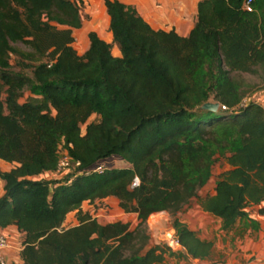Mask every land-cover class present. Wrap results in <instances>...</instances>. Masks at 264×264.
Returning <instances> with one entry per match:
<instances>
[{"label":"trees","instance_id":"16d2710c","mask_svg":"<svg viewBox=\"0 0 264 264\" xmlns=\"http://www.w3.org/2000/svg\"><path fill=\"white\" fill-rule=\"evenodd\" d=\"M246 1L201 0L181 36L105 0L113 41L91 31L79 54V0H0V160L12 165L0 166V230L23 233L19 264L161 263L175 252L152 243L148 218L162 211L187 253L207 258L213 242L181 221L185 205L197 198L227 230L264 202V106L246 79L264 82V0L252 11ZM28 89L40 97L21 101ZM210 101L218 111L202 107ZM93 114L100 120L89 122ZM66 150L79 165L46 179ZM112 156L130 166H104ZM222 159L230 168L200 197ZM112 197L137 214L134 228L84 208ZM73 212L77 224L67 227Z\"/></svg>","mask_w":264,"mask_h":264},{"label":"crops","instance_id":"0c3cea01","mask_svg":"<svg viewBox=\"0 0 264 264\" xmlns=\"http://www.w3.org/2000/svg\"><path fill=\"white\" fill-rule=\"evenodd\" d=\"M120 1L135 6L141 16L154 29L175 30L179 35L187 36L197 22L198 3L201 0ZM79 2L82 5V13L85 11L91 15V19H84L83 26L75 31L74 47L79 54H83L90 46L89 33L91 31L96 32L107 42L113 41V34L110 30V16L107 12L105 0H79ZM100 16L102 18L99 19ZM115 47L118 48V46ZM256 97L252 96L253 100L264 106V94ZM0 166L3 170L12 167L11 164L1 160ZM4 167L7 168L4 169ZM229 168L230 165L225 162L221 171ZM0 187V196H2L4 194V181L2 179H0ZM197 203V207L204 211L199 200H197ZM247 211L249 217L238 219L235 225L227 230L223 228L221 218L204 211L214 217L217 222L215 229L218 231L214 232L212 226L206 225L203 227L202 223L198 224V227L187 225L190 229L196 231L202 240L213 242L211 255L207 258H194L182 247L177 251H173L175 254L167 255L163 262L156 264H264V202L251 204ZM70 214L75 215L74 212ZM134 215L137 217V214ZM66 223L67 221L65 225ZM171 229L173 230V228ZM4 230L9 235L12 243V248L7 250L5 254L10 262L19 264L22 261L23 233L18 231L15 226L7 227Z\"/></svg>","mask_w":264,"mask_h":264},{"label":"rangeland","instance_id":"374dc122","mask_svg":"<svg viewBox=\"0 0 264 264\" xmlns=\"http://www.w3.org/2000/svg\"><path fill=\"white\" fill-rule=\"evenodd\" d=\"M100 13V12H99ZM84 19H91V15L88 12L83 11L82 13ZM102 18L101 16L99 19ZM84 20V21H85ZM22 49H26L23 44L19 45ZM115 55H119V49L114 48L113 50ZM13 68L17 72H22L27 74L29 77H33L32 71L30 69H27L23 66H21L20 63H18L17 58H14L13 61ZM246 79L250 81L251 83L258 84L257 90H255V93H253V97L257 98L256 96L264 94V82L261 80V78L256 76H250L246 75ZM40 97L34 93H32L29 89L25 90L23 97L21 98V101H25L26 99L30 98H36ZM258 102V101H257ZM261 104V103H260ZM100 120V116L97 114H93L89 122H97ZM85 130V126H83V131ZM225 161L222 159L219 162H217L214 165L213 168V177L211 178L210 182L199 192L200 197H204L206 195H210L212 193H215V178L217 177V174L221 172V170L224 168ZM103 165L106 167H125L130 166V164L123 160L122 158L118 156H112L108 158L107 160L103 161ZM7 167H4L6 169ZM73 171V168H72ZM46 179H56L58 177L45 175ZM63 178V177H62ZM65 178V177H64ZM1 192V187H0ZM197 198L190 201L187 205L184 206V208L178 213V217L184 221L187 224L199 226L198 224H201L204 226L208 225L209 227L212 226L214 228V232L218 231L216 228L217 222L214 220V217H212L210 214L202 211L197 207ZM84 208H89L93 211L94 215L98 217V219L101 220V222L107 223V222H114V221H129L131 222V227L134 228L138 222V219L136 215L133 213H125L120 207L118 200L116 198H107L104 201L98 202L95 205L89 206L88 203H84ZM67 223L65 226L74 225L77 223L76 216L75 215H69L67 217ZM148 226L149 231L152 236V243L158 244L160 243L163 248L167 249L168 246L165 243V238L167 236L168 232H175L174 228L172 227V216L166 212H157L148 218ZM173 228V230L171 229ZM5 231V230H4ZM6 232V231H5ZM169 255V254H168ZM15 263V262H14Z\"/></svg>","mask_w":264,"mask_h":264},{"label":"built area","instance_id":"2783aa9c","mask_svg":"<svg viewBox=\"0 0 264 264\" xmlns=\"http://www.w3.org/2000/svg\"><path fill=\"white\" fill-rule=\"evenodd\" d=\"M244 8L248 11L253 10V0H247L244 4ZM244 105V102H243ZM223 109L227 110L228 108L226 106H222ZM72 164V160L68 155L67 150L63 152L62 156L60 157L58 166L56 170L48 173L47 175L55 176L58 178H62L66 175L68 171H70ZM79 162H76L74 166H78ZM102 166H98L97 169H101ZM139 180H136L135 184H138ZM165 243L168 246V248L172 251H177L181 249L183 246L179 242L177 236L175 235V232L171 233L168 232L167 236L165 238ZM160 244V243H158ZM12 248V243L10 240L9 235L4 231L0 230V264H15L13 262H10L9 258L5 254L7 250Z\"/></svg>","mask_w":264,"mask_h":264},{"label":"water","instance_id":"95a60500","mask_svg":"<svg viewBox=\"0 0 264 264\" xmlns=\"http://www.w3.org/2000/svg\"><path fill=\"white\" fill-rule=\"evenodd\" d=\"M202 107L207 110L218 111L220 108V103L215 101H210L205 103Z\"/></svg>","mask_w":264,"mask_h":264}]
</instances>
